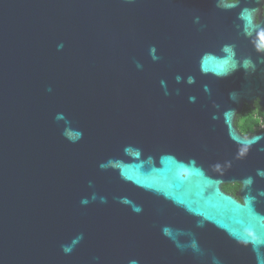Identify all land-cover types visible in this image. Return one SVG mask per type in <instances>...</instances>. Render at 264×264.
I'll list each match as a JSON object with an SVG mask.
<instances>
[{
  "label": "water",
  "instance_id": "obj_1",
  "mask_svg": "<svg viewBox=\"0 0 264 264\" xmlns=\"http://www.w3.org/2000/svg\"><path fill=\"white\" fill-rule=\"evenodd\" d=\"M234 19L215 0H0V264H264L234 239L264 235V139L224 178L254 177L261 218L186 167L235 152L213 101L264 97L259 73L198 71L223 43L251 51Z\"/></svg>",
  "mask_w": 264,
  "mask_h": 264
},
{
  "label": "clouds",
  "instance_id": "obj_2",
  "mask_svg": "<svg viewBox=\"0 0 264 264\" xmlns=\"http://www.w3.org/2000/svg\"><path fill=\"white\" fill-rule=\"evenodd\" d=\"M125 4H134L136 0H123ZM261 6L264 7V0H215V7L221 12L235 11V19L233 20V28L238 36L243 37L247 41V46L251 51L243 53L238 52L237 42H226L220 45L216 51H204L198 59V71L201 76L212 77L215 79L226 78L234 72L242 69L246 77L254 76L257 73L264 77V12L261 11ZM200 17L194 18V23H199ZM59 50V49H58ZM156 51V46L149 47V53ZM153 61L160 59L159 56H151ZM211 64V69L209 65ZM137 67L142 65L137 63ZM175 82H180V76L176 75ZM196 83V77L188 75L187 84L193 85ZM205 93L211 95V90L208 84L203 85ZM178 92V90H177ZM165 95H169L168 89L164 90ZM253 92H230L229 100L233 104H240L245 97L251 98ZM264 98L256 95L252 100L255 103L257 100ZM190 103L196 102L195 96L188 97ZM248 106L245 103V107ZM212 120L222 127L228 139L234 144L235 152L231 159L223 162L217 161L209 168L211 175H208L205 170L192 159L189 160L186 167H194L198 172L203 174L206 179H215V183L220 184L222 191L226 196L234 197L242 208L255 209L256 197L253 193L254 177L251 175L242 176L239 179L225 180L226 173L232 168L234 163L244 161L252 152L254 146L259 141L264 139V121L256 119L260 115L259 107L250 115L245 116L238 112L236 108L224 106L216 101L212 102ZM83 135V134H81ZM137 154L140 153L139 149ZM127 151V149H126ZM259 152H264V146L258 149ZM256 175L264 179V169H257ZM239 193V195H237ZM243 193V195H241ZM127 202L126 200L124 201ZM139 212L140 209H133ZM257 218H261L259 212L254 211ZM83 236V234L81 233ZM238 246L242 248H251L255 251L264 247V235L260 234L255 226H250L244 230L239 236L234 237ZM65 254L70 250L64 245L61 246Z\"/></svg>",
  "mask_w": 264,
  "mask_h": 264
},
{
  "label": "flooded vegetation",
  "instance_id": "obj_3",
  "mask_svg": "<svg viewBox=\"0 0 264 264\" xmlns=\"http://www.w3.org/2000/svg\"><path fill=\"white\" fill-rule=\"evenodd\" d=\"M263 12H264V8H263ZM257 105L259 107V113L260 115L256 117V119H260L262 121H264V108L262 106H260V100H257L253 105H248V106H244L241 113L245 116L250 115L252 112L257 110ZM237 195H239V193H237Z\"/></svg>",
  "mask_w": 264,
  "mask_h": 264
}]
</instances>
